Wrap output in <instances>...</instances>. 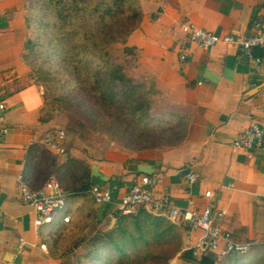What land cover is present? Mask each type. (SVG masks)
Instances as JSON below:
<instances>
[{
    "label": "crops",
    "instance_id": "0c3cea01",
    "mask_svg": "<svg viewBox=\"0 0 264 264\" xmlns=\"http://www.w3.org/2000/svg\"><path fill=\"white\" fill-rule=\"evenodd\" d=\"M141 2L144 22L128 40L129 49L138 54L135 75L153 83L151 103L159 101L162 118L182 124L171 127L177 130L176 139L143 151L107 143L94 157L76 156L74 149L67 157L66 138L60 144L63 155L45 146L62 132H54L50 121L41 123L44 98L29 80L25 63L22 0H0V101L10 111L0 125L8 132L0 138V264H62L52 257L46 238L69 225L63 222L65 216L70 224L90 217L106 231L116 226L114 215L93 203V188L116 189L121 199L138 178L151 176L160 180L155 195L168 197L178 210L190 204L204 207L205 195L211 193L214 222L235 243L258 252L264 248V141L253 153L232 148L252 123L264 126V50L246 55L230 46L208 51L192 46L188 60L181 63L175 36L176 25L183 22L213 34L249 36L252 24L264 20V0ZM187 174L198 183L190 185ZM20 178L35 190L50 178L60 183L68 195L61 227L36 228L35 211L19 198ZM220 213L225 214L223 220ZM188 233L196 254L216 257L200 253L205 245L201 234ZM240 258L230 256L222 264Z\"/></svg>",
    "mask_w": 264,
    "mask_h": 264
},
{
    "label": "rangeland",
    "instance_id": "374dc122",
    "mask_svg": "<svg viewBox=\"0 0 264 264\" xmlns=\"http://www.w3.org/2000/svg\"><path fill=\"white\" fill-rule=\"evenodd\" d=\"M32 1L34 3L38 0H22L27 32L25 63L29 70V80L43 94V110L47 111L44 119L47 123L50 121V125L53 124L54 132L61 131L65 134L67 146L64 147L68 151L66 156H70V151L74 149L77 150L76 153H73L76 156L89 157L92 155L94 157L97 149L102 145L107 146V143L141 151L155 149L166 144L170 145L171 138L175 140L177 133V130H171V127L182 124L177 119L173 121L172 125L161 123L162 119H166L162 118V110L159 109L161 104L159 101L151 103V97L154 94L148 93L147 83L150 81L139 80L135 75L138 54L128 47L130 37L128 38L127 35L131 33L132 36L144 22V4L141 0L79 1L80 16L88 19L87 13H91L93 18L88 20L95 18L94 21L97 22V25L94 24L95 29L100 28L101 32L110 36L114 35L112 37L114 42L107 56V66L114 68L115 72L121 70L134 86L141 88V90L133 88L129 91L133 97L130 95V102L126 104V108H121L122 113L118 117H113L105 113L103 109L101 110L103 105L99 99L93 101L92 93L88 94L89 97L76 82H72V73L77 66L73 63L76 62V57L71 55L64 39L57 37L58 30L52 12H44L40 1L36 8H30ZM46 1L48 4L51 2V0ZM56 1L61 3L59 8L64 11L65 7H72L78 0H53L52 2ZM98 6L100 8L97 11ZM101 17L107 18L105 21H100ZM141 107H144L143 125L133 129L129 126L132 112ZM124 111L128 112L125 114ZM112 120L118 124L117 127L111 124ZM68 126L71 127L73 134ZM52 160L53 157L50 165L56 170ZM142 214L144 213L140 211L129 217L145 216ZM149 217L152 220L159 218L154 215ZM104 219L106 218L104 217ZM115 219L116 226L111 231H106V228L102 227L100 223L93 225L90 217L56 229L46 238L47 245L52 249V257L62 261V264H103V262L113 260L116 257V252L112 247H106L105 251L97 252L96 250L101 246L99 239L118 228L119 219ZM160 219L164 220L165 224H172V229L169 232L172 239V249L169 250L171 257L166 264H191V259L187 255L192 250L188 241L190 239L188 231L179 223H172L166 217ZM164 223L160 227H151L149 222H146V226L141 224V230L147 232L144 241L152 242L155 245L153 246L154 250L161 249V247L158 245L153 231L163 232L165 230ZM56 224L60 226V218ZM130 227L136 232L133 224ZM92 229L95 234L92 239H88ZM139 249L145 252L148 248L140 246ZM65 252L70 253L69 256L59 258ZM97 255L98 259L95 258ZM194 257L199 262L204 255L195 254ZM212 260H215L216 264H222L224 261H219L216 257ZM143 263L141 261V264ZM152 264L163 263L152 262ZM233 264H264V248L259 252L253 249L250 254L234 260Z\"/></svg>",
    "mask_w": 264,
    "mask_h": 264
},
{
    "label": "built area",
    "instance_id": "2783aa9c",
    "mask_svg": "<svg viewBox=\"0 0 264 264\" xmlns=\"http://www.w3.org/2000/svg\"><path fill=\"white\" fill-rule=\"evenodd\" d=\"M153 31H156V28H153ZM175 36L178 37L181 63L188 60L192 46L203 51L218 46H230L236 48L241 54L248 55L256 50H264V20L255 21L252 24L249 36L213 34L186 22L176 25ZM260 63L258 60L257 64L260 65ZM8 112L10 111L7 104L0 101V125L4 123ZM14 116L18 117L19 112H14ZM7 134L6 130H0V138ZM64 139L65 135L61 133L55 141L47 140L45 146L56 154L63 155L64 151L60 148V144ZM263 141L264 126L252 123L235 140L232 148L253 153L262 147ZM186 181L190 185H195L198 183V178L193 174H187ZM159 184L160 180L157 176L140 177L121 199L118 198L116 189L93 188L89 195L96 207L110 210L113 215L132 216L139 211H145L155 217H166L172 223H179L191 234H201L205 245L203 249L200 248V253H215L219 261L226 260L230 256L244 257L252 252L251 245L235 243L231 235L225 232L219 223L214 222L215 205L211 193L205 195L207 204L204 207L190 204L186 209L178 210L168 197L155 195ZM17 185L20 201L36 213L35 226L38 230L54 225L56 220L65 213L68 195L56 179H48L42 188L36 190L24 178H20ZM262 199L264 200V191ZM66 217L63 218V222L67 225L71 221ZM224 217V213L218 215L220 220ZM21 246L25 244L21 242Z\"/></svg>",
    "mask_w": 264,
    "mask_h": 264
},
{
    "label": "trees",
    "instance_id": "16d2710c",
    "mask_svg": "<svg viewBox=\"0 0 264 264\" xmlns=\"http://www.w3.org/2000/svg\"><path fill=\"white\" fill-rule=\"evenodd\" d=\"M39 1L41 2L44 12L51 11L55 16L54 20L56 21L58 30L57 37L64 39L65 45L69 47L71 55L76 57V62L74 61L73 63L77 66L72 73V82H76L87 95L92 93L94 96L92 99L93 101L99 99L101 105L104 107L100 106L101 110L103 109L105 113L113 117L121 115V108H126V104L130 102L129 98L131 94L129 91L133 88L137 90H141V88L134 86L132 81L129 80L121 70L115 72L114 68H109L107 66V56L112 48L111 45H113L114 42V40H112L114 38L112 37L114 35L110 36L103 33L100 28L95 29L94 24L96 23L97 25V22L94 21L95 18L88 20L93 18L91 13H87L88 19L79 15V8L81 6L79 1L83 0H78L72 7H65L64 11L59 8L61 3L58 1L52 2L53 0H51L50 4H48L46 0H38L34 3L32 1L30 8H36L37 4H40ZM99 8L100 6H98L97 11ZM64 13H66V15H64ZM106 18L107 17H101L100 21H105ZM92 32L95 33L90 34ZM130 36L131 33L127 35L128 38ZM147 84L148 93L154 94L155 90L153 83ZM131 97H133V94ZM124 112L126 114L128 111ZM143 113L144 107L138 108L132 112V120L129 122V126L133 129L134 127H141L144 119ZM46 114L47 111L43 110L41 123L48 124L44 119ZM161 123L171 124L169 119H162ZM111 124L115 127L118 126L115 121L111 122ZM69 130L71 134H73L71 127H69ZM108 211L111 213L110 210ZM141 213H144L142 215L145 216L140 217L137 215L136 217H129L114 214L115 218L119 219L118 228L113 232L107 233L104 238L99 239V245L101 246L96 251H105L106 247H112L116 252V257L109 262H103V264H141V261L144 262L143 264H152V262L166 264L169 261V257H171L169 250L172 249V239L169 232L172 229V224H165L164 220L160 218H154V220H152L151 217H149L151 215L145 211H141ZM56 222L48 228L53 229L61 227L57 226ZM146 222H149L151 227H160L163 223L165 224V230L163 232L153 231L154 237L158 241V245L161 249L154 250L153 246L155 245L152 242L144 241L147 232L141 230V224L146 226ZM132 224L136 228V232L131 229L130 226ZM93 236H88V239H92ZM140 246L148 248L147 251L142 252V250L139 249ZM69 254L70 253L65 252L60 255L59 258H66ZM195 254L196 251L193 249L187 254L191 259V264H216V261L212 260L207 255H204L202 260L197 262L194 257ZM95 258L98 259V255Z\"/></svg>",
    "mask_w": 264,
    "mask_h": 264
}]
</instances>
